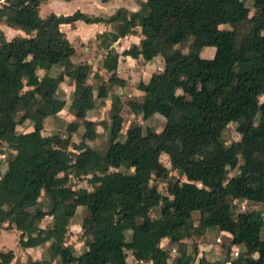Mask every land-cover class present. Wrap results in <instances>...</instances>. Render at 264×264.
<instances>
[{"label":"trees","instance_id":"obj_1","mask_svg":"<svg viewBox=\"0 0 264 264\" xmlns=\"http://www.w3.org/2000/svg\"><path fill=\"white\" fill-rule=\"evenodd\" d=\"M42 1L0 0V21L25 33L6 39L0 30V144L13 150L0 174V226L13 224L19 242L32 234L49 241L46 264L55 257L59 264H127V249L150 264H201L200 258L194 262L195 249L186 252L182 239L211 226L228 232L231 244L251 243L229 264H264L263 215L257 209L236 210L235 204H264V109L238 139H222L229 122L256 113L259 96L264 101V0H254L251 14L243 0H141L137 11L120 7L108 18L79 10L40 16ZM219 14L227 27L220 25ZM76 19L112 23V30L99 34L104 47L139 24V43L122 54L146 60L160 54L163 69L139 85L140 99L123 102L142 119L163 113L160 130L131 121L120 132L123 102L112 86L124 80L112 72L105 81L90 83V65L71 62L73 47L59 24ZM207 45L219 54L199 55ZM115 56L107 49V59ZM51 66L60 67L73 84L68 108L76 120L65 124L63 135L40 132L43 117L65 103L56 93L59 77L48 72ZM37 68L44 70L41 76ZM184 83L194 85L188 100L177 91ZM107 94L110 122L103 126L108 142L99 155L86 142L95 138L97 122L86 118L81 106ZM26 118L34 130L17 132L16 124ZM78 119L83 130L76 142L70 136ZM161 153L179 174L166 179V193L150 183ZM132 161L139 164L135 169H120L131 168ZM235 167L236 173L225 179L227 169ZM69 176L85 178L90 187L72 188ZM42 191L50 198L49 207L31 212ZM77 206L88 213L80 225L89 238L76 253L65 234ZM193 213L198 214L196 224ZM46 214L51 220L41 227ZM162 238L177 245L172 260L169 248L160 245ZM10 256V250L5 252L0 264H8Z\"/></svg>","mask_w":264,"mask_h":264},{"label":"crops","instance_id":"obj_2","mask_svg":"<svg viewBox=\"0 0 264 264\" xmlns=\"http://www.w3.org/2000/svg\"><path fill=\"white\" fill-rule=\"evenodd\" d=\"M139 1L141 0H43L38 6V14L40 16H44L50 12H54L56 14H70L75 10H79L80 12H83L89 16L108 18L115 12L117 8L120 7H124L128 11H137L139 9ZM220 15L223 14H219L218 17H220ZM220 25L222 27H227L224 15L222 21H220ZM112 27V23L105 20L85 22L81 19H76L72 22H63L59 24V29L64 33L65 37L73 47V54L70 56L71 62H86L90 65L91 72L87 79L88 82H92L94 84L100 83L105 81L110 73L115 72L118 77L124 80L123 85L112 86V91L119 95L121 101L123 102L130 98L140 99L143 94V90L139 85L146 83L153 72L162 70L163 64L161 63V56L160 54H157L151 59L146 60L143 59L140 54L137 56L122 54V50L128 48L132 43H139L141 37L139 24L134 26L132 32L117 37L115 40L111 41L107 47H104L101 42L102 38L99 34L112 30ZM0 30L6 39H9L15 35H25L24 31L20 27L16 25H8L4 21H0ZM109 48H112L113 52L116 53L115 59L109 60L105 57L107 49ZM182 50L185 51L186 48ZM218 54V48L207 45L206 55L203 57H214ZM48 72L59 77L56 93L59 97L63 98L65 103L64 106L51 117H43L40 128L41 133L54 132L53 129L56 128V126H48L49 122H53V124L56 125L59 121L60 124L62 121H72L75 119L74 115L71 113L72 111H70L68 108V104L73 97L72 80L67 75H65L62 72V69L58 66H51ZM36 73L41 76L44 73V70L42 68H37ZM93 73H96V76H93ZM100 99L101 98H96L93 104L81 106V111L84 112L85 117L95 120L97 125L99 122L95 118L96 116L93 114L88 115V110H91L95 105H97L98 102H96V100ZM103 99L108 102L107 104L110 107V95L107 94ZM123 104L124 106H127L125 102H123ZM132 115L133 117L139 116L134 114ZM156 115H158L157 112H155L151 117H156ZM15 130L17 132L23 133L32 132L34 130L33 123L26 118L16 124ZM79 131L80 133L82 132V130ZM1 144L3 146H0V174L5 168L7 158V156H4V153L8 151L10 154H13V150L6 147V144ZM35 205L31 207H35ZM50 220L51 215L46 214L39 220L38 224L39 226L43 227L49 223ZM2 224H6L7 227L16 229L13 224H8L7 222H3ZM206 230H209L208 227L205 228V231ZM222 231L226 234H229L225 230ZM16 232L20 233L18 229H16ZM162 239H166L167 241V238ZM31 240H33L32 244L29 242ZM48 245L49 241L40 242L39 238L34 234H32L30 237L23 235L22 243L19 244L17 242L14 248L7 249L1 247L0 259L5 254V252L10 250L11 256L9 258L8 264H23L22 261L24 257H31L32 259H35L37 255H39V257H41L42 254L45 255L46 251L44 248H48ZM232 245L231 247H233ZM129 250L131 249H127L126 253L130 252L132 254L131 264H150L147 261L138 260L135 254H133L134 252L132 253ZM32 252H35V255H33ZM127 260L128 257L126 254V263L129 264ZM51 263L59 264L58 258L55 257L52 259L50 264Z\"/></svg>","mask_w":264,"mask_h":264},{"label":"rangeland","instance_id":"obj_3","mask_svg":"<svg viewBox=\"0 0 264 264\" xmlns=\"http://www.w3.org/2000/svg\"><path fill=\"white\" fill-rule=\"evenodd\" d=\"M245 5L249 7V14L252 13L255 5L254 0H243ZM223 15H220L219 17V22L222 21ZM181 49H185L186 45H180ZM206 50L207 46H202L199 49V54L202 56L206 55ZM161 56V55H160ZM161 58V63L163 64L162 61V56ZM161 64V67H162ZM163 69V67H162ZM194 90V85L191 83H184L180 89L177 91L182 93L183 97L185 99H190L192 93ZM98 102L97 105H95L91 110H88V115H94L96 116L95 118L99 122V124L96 126L97 134L95 138L92 140H86V142L95 149L96 153L101 155L108 142V136H107V128L103 126V123L109 124L110 118H109V105L107 104L108 102L105 99H100L96 100ZM259 110L251 114L249 116L241 117L238 121L234 122H229L226 127L222 130V139L225 143H230L233 140H236L240 137V134L244 132L250 124L254 123L255 120L258 119L260 113L264 109V101L262 96H259ZM85 106V105H84ZM73 114V112H71ZM156 117H149L147 119H142L140 116H134L130 112L127 106H124L122 104L120 112L118 114L117 119L120 120L121 123V128L120 132L123 133L124 129L126 126L131 122V121H136L140 123L143 127L149 126L155 131H158L161 129L162 124L164 122V115L160 111H157ZM50 117L52 115H49ZM76 120V118H75ZM60 122V121H59ZM53 124V122H49L48 126H53L54 132H58L60 134H64V127L69 120L62 121L60 124ZM79 126L78 128L71 133V140L78 141L80 139V131L83 130V125L81 124V120L78 119ZM122 137V136H120ZM0 146H3L2 144ZM70 145L68 148L69 150L73 151V148ZM9 152L6 151L4 153V156H9ZM240 162V159H239ZM138 162L132 161L131 168L125 169L123 167H120L121 170L123 171H129L133 170L138 166ZM168 158L164 153H161L159 155V163L152 173L151 177V184H155L157 189L162 192L166 193V179L170 176L176 177L179 176L177 171L170 170V167H168ZM237 168H229L227 169L224 178L226 179L230 175L236 173ZM68 185H70L72 188L76 187H86L89 188V183L86 181L85 178L83 177H73L69 176V179L67 181ZM50 198L44 194V192H41V195L39 197V201L35 205V207H31L29 210L35 211L37 208H42V209H47L50 205ZM80 200L78 199V202ZM236 210H249V209H257L260 210L263 217H264V204H261L259 202H253V201H244V200H236ZM150 214L154 215L156 214L153 210L150 211ZM88 213L87 211L81 207L77 206L75 214L69 219L68 226L66 229V234H65V242L67 244H70L73 247V250L77 253L79 251H82L84 249V242L89 238V233L81 228V221L84 217H87ZM197 213L192 214V219L194 224L197 223ZM209 230L205 229L202 231V233H192L190 236L184 237L182 240H184L185 243V249L186 252H192L193 248L196 250L197 254L195 255L194 262H197L199 258L201 264H219L224 257L225 253L229 254L227 255V260L225 264H229V258L233 259L236 258L237 256H241L243 252L247 253L248 249H251V243L250 242H241V243H236V244H231V236L229 234H226L225 232L222 231V229H219L217 227H208ZM261 235L264 236V228L261 232ZM115 238H120L121 234L120 233H114L113 235ZM18 240V241H17ZM21 244L22 242H19V233L16 232V229L7 227L6 224H1L0 226V249L1 247L4 248H14L16 243ZM31 244L33 240L29 241ZM160 245L168 247L171 253V260L174 255H176V246L175 244H167L166 239H161L160 240ZM231 245L233 247H231ZM46 251L45 255L42 254L41 257L37 255L35 259H32L31 257H24L22 263L23 264H45L48 260V248H44ZM133 253L132 250H129ZM33 255H35V252H32ZM127 257L128 260L127 262L129 264L132 263L131 258L132 254L130 252H127ZM134 254V253H133ZM25 256V255H24ZM53 262V261H52ZM54 264V263H51Z\"/></svg>","mask_w":264,"mask_h":264},{"label":"water","instance_id":"obj_4","mask_svg":"<svg viewBox=\"0 0 264 264\" xmlns=\"http://www.w3.org/2000/svg\"><path fill=\"white\" fill-rule=\"evenodd\" d=\"M71 152V150H69ZM168 167H170V164L168 165ZM227 252L225 253L224 257L222 258L221 262L219 264H225L226 260H227Z\"/></svg>","mask_w":264,"mask_h":264}]
</instances>
